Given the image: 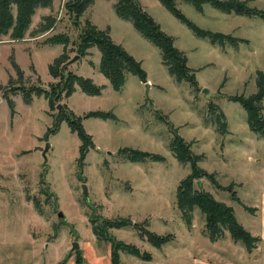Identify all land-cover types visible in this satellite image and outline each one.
<instances>
[{"label":"rangeland","instance_id":"rangeland-1","mask_svg":"<svg viewBox=\"0 0 264 264\" xmlns=\"http://www.w3.org/2000/svg\"><path fill=\"white\" fill-rule=\"evenodd\" d=\"M64 1L52 0L48 7H37L22 39L0 36V264H60L62 259L65 264L76 256L86 263L94 252L102 255L106 242L97 241L92 234L93 216L126 217L139 223L140 230L161 238V244L154 247L131 226L109 229L115 239L133 244L151 257L145 261L119 251V264H193L192 253H213V241L207 237L204 216L197 207L190 213L189 225L177 208L176 186L190 168L189 163L176 161L168 149L172 130L201 156L198 167L214 172L221 186L232 184L240 203L206 179L193 186L231 206L235 219L246 223L248 215L241 204L250 205L264 192V140L248 129L245 110L227 96L255 92L256 71L264 75L263 21L222 13L208 4L198 12L183 0H174L175 7L199 28L247 38L236 47L227 43L220 46L196 37L158 0L137 1L185 55L199 87L193 92L187 82L177 83L167 72L157 47L128 20L115 15V0H92L76 22ZM246 5L264 11V0H246ZM86 19L98 29L108 26L112 41L139 61L147 89L126 70L121 90L115 91L99 72L100 52L95 46L86 49L83 56L75 53L74 42ZM50 20V27L40 33L39 26ZM53 34L67 35V61L78 56L66 64V70L102 86L99 95L90 96L74 84L73 92L59 102L81 118L83 130L90 135L91 146L81 166L77 164L80 142L65 121L43 137L58 111L55 101L48 105L46 95L36 91L49 93L50 85L65 77L63 72L60 81V74L51 76L47 70L62 51V45L46 41ZM61 87L57 85L55 91ZM23 91L28 93V103L22 99ZM209 103L223 113L225 133L217 130L216 115L208 114ZM261 103L264 116V97ZM90 111L111 112L114 119L85 117ZM45 143L49 146L42 154ZM123 147L164 159L123 160L117 153ZM40 178L46 185L43 189L51 195L41 193ZM81 184L85 185L86 198ZM32 199L37 200V207ZM222 234H228L227 230ZM72 242L76 243L73 248ZM166 250L169 257L161 263L159 251Z\"/></svg>","mask_w":264,"mask_h":264},{"label":"trees","instance_id":"trees-1","mask_svg":"<svg viewBox=\"0 0 264 264\" xmlns=\"http://www.w3.org/2000/svg\"><path fill=\"white\" fill-rule=\"evenodd\" d=\"M189 3L196 11L201 12L203 4H208L212 8L222 13H233L235 15H244L247 17H258L264 19V11L255 7L246 5V0H183ZM92 0H65L64 7L74 17V22L80 17L85 8L91 4ZM158 2L180 23L185 25L196 37L207 38L212 44L216 43L220 46L225 43L236 47L239 42H246L243 38H238L230 34L213 32L199 28L193 22L188 20L176 7L174 0H158ZM52 0H0V36H7L11 40H20L24 36L30 25L31 15L37 7H48ZM12 7L14 14H12ZM113 10L116 16L121 19L128 20L132 27L146 40L158 48L161 56V63L166 67L167 72L173 76L178 83L181 81L187 82L193 92L199 91L194 79L193 70L187 66V59L183 52L178 50L172 43L170 36L160 30L158 24L148 15L137 0H116L113 4ZM48 17H46V21ZM51 20L48 23L40 25L38 31L44 32L50 27ZM50 44L62 45V51L55 56L51 63L47 65L48 73L51 76L61 75L64 72V79L61 83L50 85V92L45 93L41 89L36 91L37 94L44 93L48 98V105L60 102L62 97H67L74 90V84L79 89L90 96L99 95L102 86L95 85L89 78H82L71 74L66 69L67 56L65 47L68 42L67 35L53 34L46 38ZM75 53L78 56L86 54V49L95 46L100 52L99 72L108 80L112 89L120 91L123 85L124 71L131 72L141 82H145V71L140 67L139 61L129 55L119 44L114 43L109 34L108 28L98 29L96 26L85 20L80 27L76 40L74 42ZM57 85H62L61 89L55 91ZM255 92L244 96L240 94L229 95V100L239 103L246 112V123L250 131L257 133L264 140V116L262 115L261 100L264 97V75L261 71H256ZM23 91V100L28 103V93ZM61 93V94H60ZM54 102V103H55ZM8 105L12 108V101L8 99ZM54 115L53 123L50 128H47L43 137H46L54 128L58 126L60 121H65L69 130L75 132L80 142L77 164H83L84 155L87 148L91 146L90 135L87 134L81 125V118L73 115L65 104ZM208 114L216 115L215 124L217 130L223 133L226 132L225 120L223 113L213 104L207 105ZM68 110V111H67ZM98 117L101 119H114L111 112L90 111L85 114V117ZM159 118V117H158ZM173 137L168 144V149L174 159L179 163H189V173L176 186V205L181 215L183 216L186 225L190 224L191 211L197 207L200 213L204 216V226L207 229V237L210 241H214L222 236L223 229H226L229 237L233 241H240L246 250H250L253 244L257 241L256 237L251 236L235 219L231 206L223 202L216 201L207 191L201 187H194L197 180L206 179L215 188L228 191L230 197L239 202V199L234 196L233 186H221L215 180L214 172L197 166V161L201 157L194 154L190 149V142L183 140L174 130ZM119 158L131 162H142L144 160L161 161L164 158L161 155L146 152L129 147L120 148L117 151ZM41 193L45 196L51 195L46 189H43L45 182L40 178ZM44 185V186H43ZM33 206L37 207L38 202L32 199ZM242 207L251 211L250 207L241 204ZM90 223V229L97 241H104L109 245V264H119V251L135 255L145 261L150 260V255L146 252H140L133 244L125 243L115 239L109 229L131 226L138 230L140 238L148 241L152 246L158 247L161 244V238L156 234L144 229L140 230L141 226L136 225L126 217H96L93 216ZM109 230V233H108ZM77 253L79 250L76 251ZM76 256V255H75ZM65 261L62 259L60 264ZM75 264H81V258L76 256Z\"/></svg>","mask_w":264,"mask_h":264},{"label":"crops","instance_id":"crops-1","mask_svg":"<svg viewBox=\"0 0 264 264\" xmlns=\"http://www.w3.org/2000/svg\"><path fill=\"white\" fill-rule=\"evenodd\" d=\"M261 20L263 21L261 40L264 43V19ZM107 28L109 34V27L107 26ZM238 38H243L247 41V38L245 37H238ZM88 52H90V50H88ZM262 167L263 168L261 172H264V164ZM262 178L263 177H260V179ZM245 206L251 208V211L244 209L248 215L245 221L246 223L241 224L237 220L236 221L251 236L257 238V241L253 244L251 249L246 250L244 245L240 241H233L228 234H222V236L219 239L214 240L211 243L213 245V253H211L208 250H206L205 252H200L195 250L194 253H192L193 264H264V192L258 195V199L256 201H253L250 203V205H245ZM218 242H220L219 247L218 245H216ZM162 246L163 245H161V247ZM184 246L185 244L183 245V247ZM159 252L162 257V260H160L161 263L167 262L165 260L167 257H169L168 251L166 250L164 252L163 251H159ZM149 261H151V257ZM65 264H75V260L70 258L69 261L65 262ZM81 264H109V245L106 243L105 251H103L102 255H97L94 252V254L88 258L86 263L85 261L81 260Z\"/></svg>","mask_w":264,"mask_h":264},{"label":"water","instance_id":"water-1","mask_svg":"<svg viewBox=\"0 0 264 264\" xmlns=\"http://www.w3.org/2000/svg\"><path fill=\"white\" fill-rule=\"evenodd\" d=\"M77 57H78L77 55H73V56H72V57L66 62V64L73 62L74 60L77 59ZM143 83H144L145 88L147 89L148 86H149L148 82L145 81V82H143ZM145 97H146V99H147V91H146V90H145ZM55 108H56L57 111H59V110L62 108V106H61L60 103H57V104L55 105ZM48 146H49V144H48V143H45V145L43 146L42 154H44V152L47 150V147H48ZM197 182L199 183V180H197ZM80 187H81V192H82L83 196L86 198V189H85V185H84V184H81ZM57 217H61V213H60V212H57ZM74 246H76V243H75V242H72L71 247L73 248Z\"/></svg>","mask_w":264,"mask_h":264}]
</instances>
